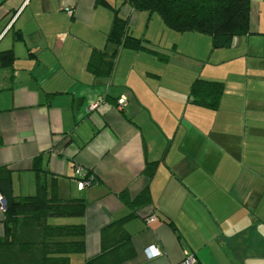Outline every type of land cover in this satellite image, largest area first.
Instances as JSON below:
<instances>
[{
  "label": "crops",
  "instance_id": "1",
  "mask_svg": "<svg viewBox=\"0 0 264 264\" xmlns=\"http://www.w3.org/2000/svg\"><path fill=\"white\" fill-rule=\"evenodd\" d=\"M116 15L127 22L120 48ZM219 43L128 0H0V167L16 196L40 180L50 196L85 202L84 216L49 218L85 225L69 264L99 255L103 228L119 220L126 264H176L188 251L197 264H264V0H251L246 32ZM116 50L109 73L90 69ZM199 78L224 83L217 108L195 101ZM77 165L97 182L79 190ZM145 188L151 202L133 203ZM3 219L0 201V229ZM152 244L161 256L147 257Z\"/></svg>",
  "mask_w": 264,
  "mask_h": 264
},
{
  "label": "trees",
  "instance_id": "2",
  "mask_svg": "<svg viewBox=\"0 0 264 264\" xmlns=\"http://www.w3.org/2000/svg\"><path fill=\"white\" fill-rule=\"evenodd\" d=\"M139 10L158 13L172 30L197 31L211 34L214 45L221 38H229L246 32L249 27L251 0H128ZM127 22L116 15L110 39L120 48L127 34ZM136 40V47L140 41ZM118 49V48H117ZM118 51L111 59L93 57L89 67L93 71L102 65L109 73L115 66ZM2 61L13 60L11 51L2 52ZM101 66V67H102ZM224 89L221 81L199 78L193 85L192 95L196 102L217 108ZM155 162H148L144 172L155 173ZM90 174V173H88ZM0 194L5 198L3 226L0 229V264H69L70 255L85 250L84 224H52L49 218L81 217L86 204L81 199L61 200L48 194L47 185L38 181L37 191L30 196L12 194L11 171L0 167ZM121 196L125 192L120 193ZM140 205L151 202V194L145 188L132 201ZM131 238L122 221H114L102 230V250L87 264H126L132 257Z\"/></svg>",
  "mask_w": 264,
  "mask_h": 264
},
{
  "label": "built area",
  "instance_id": "3",
  "mask_svg": "<svg viewBox=\"0 0 264 264\" xmlns=\"http://www.w3.org/2000/svg\"><path fill=\"white\" fill-rule=\"evenodd\" d=\"M68 12L71 14L73 13V10L68 8ZM127 97L122 96L118 100V108L120 110H125L127 107ZM98 106V103L93 105V108H96ZM75 182L77 183L78 189L83 190L86 187L92 186L97 182V178L93 174H88V172L84 169L83 166L77 165L75 168ZM0 201L4 207V204L2 202V197H0ZM157 219V216L155 214L146 217L147 223H151L152 221H155ZM146 255L148 258H155L158 256H161L163 254V251L157 244H152L148 246L145 250ZM176 264H197L196 256L193 252H186L184 255V258L176 263Z\"/></svg>",
  "mask_w": 264,
  "mask_h": 264
},
{
  "label": "water",
  "instance_id": "4",
  "mask_svg": "<svg viewBox=\"0 0 264 264\" xmlns=\"http://www.w3.org/2000/svg\"><path fill=\"white\" fill-rule=\"evenodd\" d=\"M2 202H3L4 207H5V204H6V200H5V198H2Z\"/></svg>",
  "mask_w": 264,
  "mask_h": 264
},
{
  "label": "rangeland",
  "instance_id": "5",
  "mask_svg": "<svg viewBox=\"0 0 264 264\" xmlns=\"http://www.w3.org/2000/svg\"><path fill=\"white\" fill-rule=\"evenodd\" d=\"M54 220H56V222H58V221H59V219H57V218H56V219H54Z\"/></svg>",
  "mask_w": 264,
  "mask_h": 264
}]
</instances>
